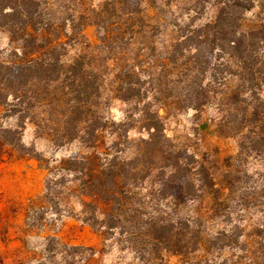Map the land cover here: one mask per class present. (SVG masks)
Wrapping results in <instances>:
<instances>
[{
	"label": "trees",
	"instance_id": "1",
	"mask_svg": "<svg viewBox=\"0 0 264 264\" xmlns=\"http://www.w3.org/2000/svg\"><path fill=\"white\" fill-rule=\"evenodd\" d=\"M0 33V107L16 120L0 154L46 170L25 225L76 217L127 264H264V0H0ZM188 111L212 112L195 140L233 139L235 152L170 137L168 117ZM27 124L75 149L38 157Z\"/></svg>",
	"mask_w": 264,
	"mask_h": 264
},
{
	"label": "rangeland",
	"instance_id": "2",
	"mask_svg": "<svg viewBox=\"0 0 264 264\" xmlns=\"http://www.w3.org/2000/svg\"><path fill=\"white\" fill-rule=\"evenodd\" d=\"M85 35L94 39V29L88 27ZM6 46V38L0 33V47ZM121 106L112 105L110 115L121 118ZM212 115L211 111L196 117L192 111L181 113L166 120V132L170 137L186 136V143L198 148L207 144L217 146L220 151L234 153L236 143L233 139L205 137L197 141L194 133H205L197 128L198 123ZM16 120L8 117L0 107V129L14 127ZM21 141L27 147H33L38 157L58 161L68 155L75 146L73 144L55 149L47 141L35 138L33 128L27 124L22 129ZM129 138L146 137V132L136 128L128 133ZM205 141V142H204ZM7 150L0 154V264H127L135 262L133 254L116 242L115 239L103 237L97 229L70 215L49 220L46 215L45 227L37 225L31 228L25 225V207L30 198L43 192L46 170L34 157L15 154L8 155ZM34 216V215H33ZM33 219V218H32ZM31 218L26 223H31ZM49 220V221H48ZM53 236L65 246L47 242ZM46 245L52 246V252L45 251ZM71 247H78L73 249ZM67 253V254H65ZM69 254V255H68ZM186 259L178 255L164 254L162 264H186ZM193 260V258H190Z\"/></svg>",
	"mask_w": 264,
	"mask_h": 264
}]
</instances>
